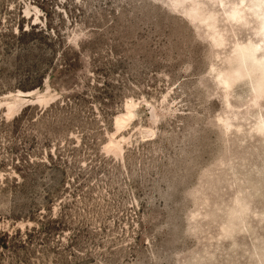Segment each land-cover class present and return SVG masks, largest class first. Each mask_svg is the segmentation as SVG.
<instances>
[{
	"label": "rangeland",
	"instance_id": "obj_1",
	"mask_svg": "<svg viewBox=\"0 0 264 264\" xmlns=\"http://www.w3.org/2000/svg\"><path fill=\"white\" fill-rule=\"evenodd\" d=\"M0 264H264V0H0Z\"/></svg>",
	"mask_w": 264,
	"mask_h": 264
},
{
	"label": "snow or ice",
	"instance_id": "obj_2",
	"mask_svg": "<svg viewBox=\"0 0 264 264\" xmlns=\"http://www.w3.org/2000/svg\"><path fill=\"white\" fill-rule=\"evenodd\" d=\"M81 35H83V34H81Z\"/></svg>",
	"mask_w": 264,
	"mask_h": 264
}]
</instances>
